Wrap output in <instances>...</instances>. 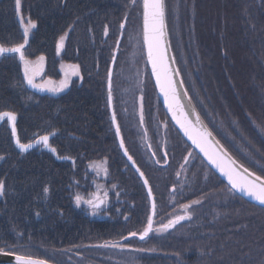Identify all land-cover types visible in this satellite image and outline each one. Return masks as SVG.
Wrapping results in <instances>:
<instances>
[{
	"label": "trees",
	"instance_id": "16d2710c",
	"mask_svg": "<svg viewBox=\"0 0 264 264\" xmlns=\"http://www.w3.org/2000/svg\"><path fill=\"white\" fill-rule=\"evenodd\" d=\"M67 2L60 11L61 1L21 0L17 11L15 0H0V45L23 43L20 18H30L36 27L25 57H44L57 77L52 53L69 30L61 61L78 66L66 89L48 93L26 85L16 53L0 56V113H15L20 143L47 135L55 149V156L42 145L20 152L8 120L0 122V252L53 264H264V208L236 195L176 131L144 53L140 85L120 94L116 68L132 29H140L141 0ZM164 5L171 53L192 105L227 152L264 177V0ZM120 33L111 91L124 146L154 194L156 221L190 216L144 240L130 233L147 225V195L118 146L108 105V70ZM97 162L106 166L114 191L91 217L83 207L88 169ZM77 194L84 198L79 205Z\"/></svg>",
	"mask_w": 264,
	"mask_h": 264
},
{
	"label": "snow or ice",
	"instance_id": "6c2138e0",
	"mask_svg": "<svg viewBox=\"0 0 264 264\" xmlns=\"http://www.w3.org/2000/svg\"><path fill=\"white\" fill-rule=\"evenodd\" d=\"M15 2L17 11H19L21 0H15ZM143 8V39L147 44L148 59L152 64V71L156 76L157 84L159 85L160 90L164 93L165 102L168 104L169 109L173 113V118L176 119V122L184 130L185 135L188 136L192 143L196 145L200 149V151L203 152L204 155L209 159V161L217 168H219L220 171L228 178V181L232 185V188L238 189L246 195L251 196L253 199L259 201L261 204H264V177L257 176L254 172H249V170L247 168H244L243 165H239V168L243 170L242 172L233 167V165L236 164V161L230 156V154L227 152V149H225L218 140L212 139V132L202 124L199 114L195 113V110L193 109V113L195 114V122H193L189 118L190 114L185 111V106L181 103V98L178 94L173 76L171 74V70L165 56V47L163 43V37L165 34V5L163 0H143ZM20 22L23 26V43L17 44L13 47H5L3 45H0V56L4 55L5 53H18L19 58L24 65L25 79L32 87L40 89L47 88L51 92H59L63 90L68 86L67 78L61 81L59 85H55L51 80L45 81L43 84L34 83V77L38 75L39 69L35 64H33V62L29 61L25 57L23 49L28 43L29 32L31 31V29L36 27V24L30 18L27 20V22H25L23 17L20 18ZM121 27H124V25L122 24ZM63 39L64 37H61V44L58 45V49L62 46ZM43 59V57L39 58L40 61H43ZM72 67L73 69L78 68V66ZM108 86V104L111 106L113 99L111 91V72H109ZM4 117H7L8 120L12 122L13 134L15 135V113H0V119H3ZM112 121L116 125V134L120 135V126L117 122L116 113L114 110L112 112ZM197 125L200 126L197 127ZM48 140L49 137L45 135L40 137L37 143L43 142L45 146H48ZM17 144L22 150H27L28 148L32 147L31 144L20 143L18 138ZM120 144L121 147L124 146L122 138ZM51 150L55 152L54 148ZM125 152H127V149H125ZM225 158H227V163L225 162ZM129 159H131L130 156ZM141 175H143V173H141ZM145 184H147V180H145ZM3 189L4 184L2 181H0V194H3ZM44 191L47 193L48 189L45 188ZM149 194H151V189H149ZM90 196L91 198L84 202L91 205L94 211L98 209L101 204L105 203V200L96 193H92L90 194ZM83 200L84 198L80 194H77L75 196L77 205H79ZM194 203H199V201H195ZM189 206L190 205H183L185 209H187ZM152 207L154 212V203ZM186 218H190L187 213L182 216H177L174 219L170 220L167 224L160 225L158 231H164L171 227H174L181 220H184ZM152 223V217L149 216L147 226L145 227L143 232L139 234L141 239H143L148 235L150 231H152ZM130 235L135 236L137 235V233H130ZM114 246L118 247L119 245ZM16 260L19 262V264H48L46 260L33 258L31 256L17 255Z\"/></svg>",
	"mask_w": 264,
	"mask_h": 264
},
{
	"label": "water",
	"instance_id": "95a60500",
	"mask_svg": "<svg viewBox=\"0 0 264 264\" xmlns=\"http://www.w3.org/2000/svg\"><path fill=\"white\" fill-rule=\"evenodd\" d=\"M164 2V0H163ZM143 12H144V8H143V0H141V33H142V47H143V53H144V59H145V64L147 66V69H148V72L150 74V78L152 80V83H153V86H154V89H155V92H156V95L163 107V110L167 116V118L169 119V121L171 122V124L173 125V127L176 129V131L180 134V136L184 139V141L196 152V154L202 159V161L208 166L209 169L212 170V172L219 178L221 179L236 195H238L239 197H241L243 200L253 204V205H256V206H259V207H262L264 208V204H261L259 201L253 199L251 196H248L246 195L245 193L241 192L240 190L238 189H234L232 188V185L229 183L228 181V178L220 171L219 168H217L214 164H212L209 159L204 155L203 152L200 151V149L194 145L192 143V141L188 138L187 135H185L184 133V130L180 127V125L176 122V119L173 118V113L172 111L169 109L168 107V104L165 102V97H164V93L160 90V87L159 85L157 84V81H156V76L155 74L153 73L152 71V64L151 62L149 61L148 59V49H147V44L144 42V39H143ZM124 25V21L121 23V25ZM164 24H165V15H164ZM121 27V26H120ZM123 29V27H121V30ZM164 37H163V43H164V47H165V56H166V60H167V63L169 65V68L171 70V74L173 76V80L175 82V85H176V88H177V91H178V94L181 98V103L185 106V111L188 112L190 114L189 118L195 122V114L193 113V109L195 110L194 106L192 105L186 91H185V88L181 82V79L179 77V74H178V71H177V68H176V65H175V62L173 60V56H172V53H171V49H170V45H169V41H168V36H167V31H166V26L164 28ZM121 38H122V33L119 34L118 36V39L116 41V45H115V48H114V52H113V57H112V60H111V63H110V66H109V70H108V77H107V92L109 91V72H111V79H112V74H113V69H114V63H115V59H116V56H117V53H118V48H119V45H120V41H121ZM5 54H14V53H5ZM19 57V54L16 53ZM115 57V59H114ZM20 59V58H19ZM26 85L31 88V89H34V90H42L40 88H34L32 87L31 85L28 84L27 80H26ZM186 93V94H185ZM109 105V104H108ZM109 112H110V118H111V123H112V127H113V130H114V133L116 135V138H117V142H118V146L123 154V156L125 157V159L127 160V162L129 163V165L132 167V169L136 172V174L139 176L140 180L142 181L145 189H146V192H147V196H148V199H149V203H150V213H149V216L152 217V221H153V217H154V212H153V203H154V199H153V194L151 192V194H149V184L147 182V184H145V180L146 178L144 177V175H141V170L139 169V167L134 163L133 159H129V154L128 152H125V146L121 147V144H120V141H121V135H117L116 134V125L113 123L112 121V112H113V106L111 104V106L109 105ZM195 113H197V111L195 110ZM7 120L8 118L5 117ZM4 119V118H3ZM200 120L202 122V124L204 126L205 123L202 121L201 117H200ZM2 121V119H0V122ZM8 123H9V128L11 130V134H12V139H13V142L14 144L16 145V147L18 148L19 151H26V150H22L19 145L17 144V134H16V130H15V135L13 134V126H12V122L8 120ZM200 125H197V127H199ZM207 127V126H206ZM40 138V137H39ZM39 138L35 139L34 141L30 142L29 144L32 145V147L28 148L27 150L29 149H32L33 147H35L36 145H39V144H43V142H39L37 143V141L39 140ZM212 139L213 140H216V138L213 136L212 134ZM44 145V144H43ZM45 146V145H44ZM45 148L47 150H49L50 152H52L54 155H55V152H53L48 146H45ZM231 156V155H230ZM232 157V156H231ZM233 158V157H232ZM234 159V158H233ZM235 160V159H234ZM236 161V160H235ZM225 162L227 163V158H225ZM239 165H241L239 162L236 161V164L233 165V167H235L238 171H243L242 169L239 168ZM245 168V167H244ZM250 172V171H249ZM247 175V174H245ZM249 178H252V177H249ZM143 232V231H142ZM151 232V231H150ZM150 232L148 233V235L150 234ZM145 236L143 239H141L140 235L137 236V238L139 240H144L145 238L148 237ZM18 254H14V253H9V252H0V264H19V262L16 260V256ZM23 256V255H22ZM35 258V257H33ZM40 259V258H38ZM44 260V259H43ZM47 261V260H46ZM48 264H53L49 261H47Z\"/></svg>",
	"mask_w": 264,
	"mask_h": 264
},
{
	"label": "flooded vegetation",
	"instance_id": "af4514ba",
	"mask_svg": "<svg viewBox=\"0 0 264 264\" xmlns=\"http://www.w3.org/2000/svg\"><path fill=\"white\" fill-rule=\"evenodd\" d=\"M55 1V0H54ZM59 2L61 1V10L62 11L64 9V5H65V1L66 3H68V6H69V2H67V0H56V2ZM74 1V0H73ZM71 6H74L71 4ZM69 30H67L64 34L60 35L56 42H55V49H54V52L58 55V56H55L57 58V62H56V72H57V77H54L55 75L52 73H48V67H47V62L45 61V58L43 59V61L41 62H37L36 60L39 59L40 57L32 60L31 62H33V64H35L38 69H39V73L38 75H36L34 77V83L35 84H39L41 82V80L43 79H50L54 82H60V81H63L67 78L68 80V86L69 84L72 82V80L78 78V68L76 69H73L72 66H75L73 64H70L69 62H65V61H61V53L64 49V46H65V42H66V37H67V34H68ZM61 37H64V40L62 42V46L60 47V49L58 50L57 49V43H58V40L59 38ZM18 56V55H17ZM59 57V58H58ZM64 65V66H63ZM23 70H24V67H23ZM24 73V72H23ZM40 80V81H39ZM67 86V87H68ZM67 87H65L64 89H66ZM63 89V90H64ZM43 91L45 92H48V93H57V92H51L49 91L47 88H44L42 89ZM61 90V91H63ZM60 92V91H59ZM120 94L123 96L126 94V89H121V92ZM53 154V153H52ZM54 155V154H53ZM55 156V155H54ZM158 165H161L159 163H157ZM167 165V161L165 163ZM106 169V171H105ZM140 169V168H139ZM88 175H89V184H90V187H91V190L89 191L86 199H90L91 196L90 194L92 193H96L98 194L101 198H103L105 200V203L101 204L99 206L98 209H96L95 211L93 210L92 206L89 205V204H85V206L83 208H85V211L86 213L93 217V216H97L99 215V213L104 210L105 208V205L107 204V200H108V195L113 193V187L111 188V183H110V174L107 170L106 167H99L97 165H94L92 164L90 166V168L88 169ZM145 176V175H144ZM146 178V177H145ZM147 180V179H146ZM148 182V181H147ZM149 184V183H148ZM150 187V185H149ZM151 189V187H150ZM170 191L172 192L173 191V188L170 189ZM152 192V190H151ZM106 194V195H105ZM153 194V192H152ZM147 195V194H146ZM153 199H154V204H155V211H154V217H153V223H152V231L150 232V234L153 232V230L157 227H160V225L164 224H159L160 222L156 221L155 217H156V211H157V206H156V202H155V197H154V194H153ZM147 200H148V217H149V213H150V203H149V199L147 197ZM176 200V199H175ZM174 206L176 205V203L173 204ZM128 211V214H131L130 210L126 209ZM165 207H162V215L163 213L165 212ZM125 213V219H127V215ZM178 215L175 214L173 215L170 219H174L175 217H177ZM157 219H158V213H157ZM147 223H148V219H147ZM167 224V223H166ZM147 226V225H146ZM145 229V228H144ZM143 229V230H144ZM142 230V231H143ZM150 234L148 236H150ZM139 234L135 235L136 237L138 236Z\"/></svg>",
	"mask_w": 264,
	"mask_h": 264
},
{
	"label": "rangeland",
	"instance_id": "374dc122",
	"mask_svg": "<svg viewBox=\"0 0 264 264\" xmlns=\"http://www.w3.org/2000/svg\"><path fill=\"white\" fill-rule=\"evenodd\" d=\"M59 44H61V38H59L58 40L57 49ZM141 45H142L141 26L140 29L134 27L130 33L128 40H126L125 42L123 50L121 47V51H120L121 54L118 61L119 63H118V67L116 68L115 77L120 91L121 89H128V92H130L133 86H134L133 88H136L140 85L139 83H141L140 78L142 77V74L144 72V63L142 59L143 50ZM119 49H120V45L118 48V53H120ZM36 61L41 62L39 59H37ZM48 80L50 79H44V80L42 79L39 84H43L45 81ZM60 82H54V84L59 85ZM138 113L140 116V110H138Z\"/></svg>",
	"mask_w": 264,
	"mask_h": 264
},
{
	"label": "bare ground",
	"instance_id": "6f19581e",
	"mask_svg": "<svg viewBox=\"0 0 264 264\" xmlns=\"http://www.w3.org/2000/svg\"><path fill=\"white\" fill-rule=\"evenodd\" d=\"M142 34V33H141ZM52 55H54V56H58L55 52H53L52 53ZM5 118V117H4ZM208 128V127H207ZM121 135V134H120ZM116 136V135H115ZM39 138V137H38ZM121 138H122V136H121ZM37 139V138H36ZM117 139V138H116ZM39 145H42V147H44V149H46L45 148V146L41 143V144H39ZM15 147H16V145H15ZM17 148V147H16ZM18 149V148H17ZM29 150H31V149H29ZM26 151H28V150H26ZM49 151V150H48ZM20 152H25V151H20ZM52 153V152H51ZM135 163V162H134ZM136 164V163H135ZM95 165H97V166H99V167H106L102 162H97ZM137 165V164H136ZM132 168V167H131ZM122 171H123V173H125V174H127V171L125 170V168L124 169H122ZM132 171H133V173L134 174H136V172L132 169ZM142 172V171H141ZM128 175V174H127ZM144 175V174H143ZM136 176H138L137 174H136ZM145 177V176H144ZM138 179L140 180V178H139V176H138ZM140 183H141V185L143 186V188H144V192H145V194H147V192H146V189H145V187H144V185H143V183H142V181L140 180ZM148 197V196H147Z\"/></svg>",
	"mask_w": 264,
	"mask_h": 264
}]
</instances>
